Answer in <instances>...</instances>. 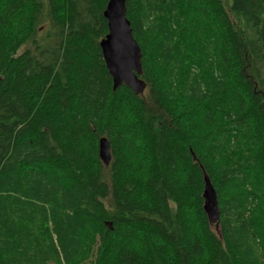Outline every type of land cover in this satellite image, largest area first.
<instances>
[{
	"label": "trees",
	"instance_id": "trees-1",
	"mask_svg": "<svg viewBox=\"0 0 264 264\" xmlns=\"http://www.w3.org/2000/svg\"><path fill=\"white\" fill-rule=\"evenodd\" d=\"M107 1L0 0V264H264V0H125L142 94Z\"/></svg>",
	"mask_w": 264,
	"mask_h": 264
},
{
	"label": "water",
	"instance_id": "water-1",
	"mask_svg": "<svg viewBox=\"0 0 264 264\" xmlns=\"http://www.w3.org/2000/svg\"><path fill=\"white\" fill-rule=\"evenodd\" d=\"M103 15L107 20L108 32L100 41L102 56L116 88L122 83L136 94H142L146 88L140 77L141 50L134 39L130 22L126 17L125 0H108ZM98 151L104 165L111 160L110 145L105 137L98 142ZM204 172L203 208L209 222L218 229L220 210L214 187Z\"/></svg>",
	"mask_w": 264,
	"mask_h": 264
}]
</instances>
